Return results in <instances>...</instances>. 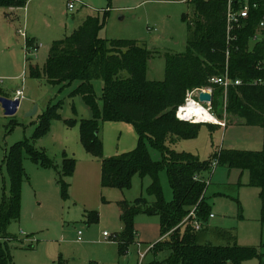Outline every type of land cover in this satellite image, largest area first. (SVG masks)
<instances>
[{
	"label": "rangeland",
	"instance_id": "374dc122",
	"mask_svg": "<svg viewBox=\"0 0 264 264\" xmlns=\"http://www.w3.org/2000/svg\"><path fill=\"white\" fill-rule=\"evenodd\" d=\"M76 2L74 10L68 8V0H28L24 7L0 6V88L10 98L17 90L23 91L15 114L6 115L0 104V201L10 193L5 155L17 142L33 141L39 116L48 107L60 106L61 114V118L52 119L43 138L33 141L54 165L44 166L30 157L24 160L28 179L22 184L20 219L9 223V236H0V242L8 241L11 264H143L151 261L153 255L149 253L142 259L141 252L167 238L170 230L164 236L158 215L139 213L134 219L135 243L120 254L117 240L124 226L119 202L134 203L141 197L153 201L148 193L151 177L136 174L132 186L125 190L102 184L100 159L85 149L80 138L81 121L94 115L83 95L74 94L80 81L50 83L45 63L55 40L72 34L86 17L96 15L104 21L101 38L137 40L154 51L147 62V78L162 81L166 78V54L188 49V41L195 33L192 22L196 10L189 0ZM27 39L34 40L38 48L27 47ZM33 68L38 75L33 74ZM93 86L102 105L103 79L95 76ZM220 95L216 94L219 102L212 104L211 113L226 122L225 126L211 131L203 123L196 137L177 140L172 145L174 149L192 152L202 160L222 150L264 149L263 127L247 125L242 118L228 113L227 94L224 91V96ZM35 106L36 113L27 115ZM65 120L74 122L66 124ZM99 136L107 158L133 151L139 144L137 129L127 121L100 120ZM151 153L154 159L160 157L155 150ZM65 157L76 161L74 173L65 178L69 184L67 195L57 170L62 168ZM205 179L209 182L207 200L216 216L209 225L234 230L239 245L255 247L264 254L259 188L249 185V171L221 163L205 173ZM161 181L166 199L171 200L165 172L161 173ZM93 211L98 213V220L93 218ZM105 231L110 234L109 239L104 237ZM243 264H264V255Z\"/></svg>",
	"mask_w": 264,
	"mask_h": 264
},
{
	"label": "trees",
	"instance_id": "16d2710c",
	"mask_svg": "<svg viewBox=\"0 0 264 264\" xmlns=\"http://www.w3.org/2000/svg\"><path fill=\"white\" fill-rule=\"evenodd\" d=\"M189 1L196 10L192 22L195 33L188 41L187 51L166 54L164 80L147 78V62L154 51L137 40L101 38L99 32L104 21L96 15H89L72 34L53 42L45 63V75L52 84L80 81L74 94L83 95L94 113L91 119L81 121L80 138L85 149L100 159L104 186L125 190L132 186L134 175L151 177L148 193L154 197L153 201L141 197L134 203L119 202L124 226L117 240L120 254L135 243L136 215L147 213L158 215L164 236L169 230L170 235L154 244L147 253H151L153 259L143 264H243L248 259L262 258L263 254L255 247L239 245L234 230L209 225L212 211L206 195L209 182L205 173L213 170L215 161L248 170L249 185L260 189L264 223V149L222 150L202 160L197 154L172 147L179 139L196 137L203 123H207L211 131L222 127L210 122L183 121L176 115L178 107L186 101V93L211 86L210 78L223 73L226 63L228 0ZM246 1L252 7L250 17L236 31L237 40L232 43L230 56V74L243 83L228 89L226 108L247 125H261L264 129V84L253 83L264 78V69L259 65L264 58V43L252 40L264 17V0H242ZM27 2L0 0V6L24 7ZM30 46L38 47L34 40L27 39V47ZM33 74L39 72L33 68ZM95 76L104 81L102 105L94 92ZM212 87L220 88L218 91L214 88L212 98V104L218 105L216 94L224 96V88ZM0 95L7 96L1 88ZM59 108L48 107L39 116L33 141L49 132L52 119L61 118ZM100 120L133 124L139 134L138 147L118 156L104 157ZM73 122L65 120L66 124ZM33 141L24 139L15 143L4 158L10 179V193L0 201V236L4 238L9 236V223L20 219L21 189L28 179L24 160L30 157L38 164L54 165ZM152 150L159 153L158 159L153 158ZM75 168V159L65 157L62 168L57 169L65 195L69 186L65 178L71 176ZM162 172L166 173L172 190L171 200L165 197ZM194 207L204 223L201 230H196L191 223L181 225ZM92 214L95 220L99 219L96 211ZM89 218L92 217L89 215ZM8 244V241L0 242V264L12 262Z\"/></svg>",
	"mask_w": 264,
	"mask_h": 264
},
{
	"label": "built area",
	"instance_id": "2783aa9c",
	"mask_svg": "<svg viewBox=\"0 0 264 264\" xmlns=\"http://www.w3.org/2000/svg\"><path fill=\"white\" fill-rule=\"evenodd\" d=\"M77 2L76 0H68V8L70 10H74L76 8ZM254 7L257 4L253 5ZM251 4L249 2H242V0H228L227 2V15H226V22H227V48H226V63L224 72L215 75L210 78L211 86L204 87V88H196L194 90L188 91L186 101L183 105L178 107L177 110V117L183 121H190L195 122L193 118H189L186 116V112L182 109L185 108L190 102H194L204 106L210 113L212 112V102H202L199 98L200 92L202 91H209L212 93L213 96V87L212 86H221L224 88V91L227 94L228 89L231 86L240 85L243 81L239 78H233L230 74V56H231V46L232 43L237 40L236 31L243 27L250 17L251 11ZM252 40L254 42H263L264 43V17L259 23L257 33L253 36ZM38 46V45H37ZM36 47L35 49H37ZM261 68L264 69V58L261 63H259ZM254 84H264V79H256L253 81ZM17 95L21 99L23 97V91L17 90ZM198 98V99H195ZM227 100V97H226ZM217 124H220L222 127L225 126L226 122L217 121ZM217 165V161L214 162V166ZM197 207H194L189 214L184 218L181 225L191 223L196 230H201L204 227L203 221L198 217L196 212ZM215 214L211 213L210 217L214 218ZM106 239L110 238V234L108 232L103 233ZM78 239H81V231L78 232ZM138 245L140 243L138 242ZM154 245L150 246L145 252H141L142 259L146 257L147 253ZM141 264V263H140Z\"/></svg>",
	"mask_w": 264,
	"mask_h": 264
},
{
	"label": "water",
	"instance_id": "95a60500",
	"mask_svg": "<svg viewBox=\"0 0 264 264\" xmlns=\"http://www.w3.org/2000/svg\"><path fill=\"white\" fill-rule=\"evenodd\" d=\"M199 98L202 102L211 103L212 93L209 91L200 92ZM0 104L4 109L6 115H13L18 111L20 106V98H10L4 95H0ZM37 111V106H35L27 115H34Z\"/></svg>",
	"mask_w": 264,
	"mask_h": 264
},
{
	"label": "bare ground",
	"instance_id": "6f19581e",
	"mask_svg": "<svg viewBox=\"0 0 264 264\" xmlns=\"http://www.w3.org/2000/svg\"><path fill=\"white\" fill-rule=\"evenodd\" d=\"M186 112V116L193 118L195 122H217L216 117L210 113L204 106L190 102L185 108L182 109Z\"/></svg>",
	"mask_w": 264,
	"mask_h": 264
},
{
	"label": "crops",
	"instance_id": "0c3cea01",
	"mask_svg": "<svg viewBox=\"0 0 264 264\" xmlns=\"http://www.w3.org/2000/svg\"><path fill=\"white\" fill-rule=\"evenodd\" d=\"M9 97V96H8ZM13 98H17V94L13 97ZM212 123V122H211ZM101 162V161H100ZM259 198H260V189H259ZM261 200V199H260ZM261 210H262V203H261ZM261 214H262V212H261ZM216 216H214V218H215ZM213 219V218H212ZM213 224V223H212ZM214 225V224H213ZM264 255V254H263Z\"/></svg>",
	"mask_w": 264,
	"mask_h": 264
}]
</instances>
